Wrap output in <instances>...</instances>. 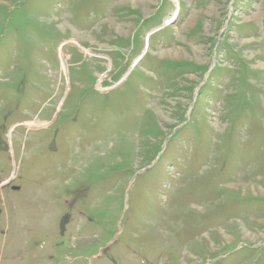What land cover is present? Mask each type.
Wrapping results in <instances>:
<instances>
[{"label": "rangeland", "instance_id": "rangeland-1", "mask_svg": "<svg viewBox=\"0 0 264 264\" xmlns=\"http://www.w3.org/2000/svg\"><path fill=\"white\" fill-rule=\"evenodd\" d=\"M0 264H264V0H0Z\"/></svg>", "mask_w": 264, "mask_h": 264}, {"label": "bare ground", "instance_id": "bare-ground-1", "mask_svg": "<svg viewBox=\"0 0 264 264\" xmlns=\"http://www.w3.org/2000/svg\"><path fill=\"white\" fill-rule=\"evenodd\" d=\"M176 14H177V11H175V13H174V15L171 17V19H173V17H175ZM169 20H170V19H169ZM167 23H169V21H168ZM149 38H150V35H149ZM147 41H148V40H147ZM148 42H149V41H148ZM62 63H63V68L66 70L67 68H66V66H65V60H64L63 57H62Z\"/></svg>", "mask_w": 264, "mask_h": 264}, {"label": "water", "instance_id": "water-1", "mask_svg": "<svg viewBox=\"0 0 264 264\" xmlns=\"http://www.w3.org/2000/svg\"><path fill=\"white\" fill-rule=\"evenodd\" d=\"M174 21H175V20H174ZM174 21H172L171 24H172ZM165 25H166V24H164V25H162L161 27L157 28L156 30H154V32H155V31H158L159 29H161V28H163V27H165Z\"/></svg>", "mask_w": 264, "mask_h": 264}]
</instances>
